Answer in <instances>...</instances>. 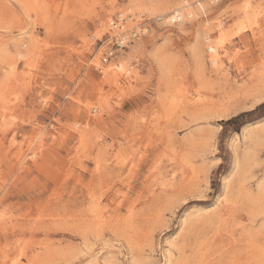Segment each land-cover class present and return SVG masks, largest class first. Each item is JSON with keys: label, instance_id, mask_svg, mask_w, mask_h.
Instances as JSON below:
<instances>
[{"label": "rangeland", "instance_id": "rangeland-1", "mask_svg": "<svg viewBox=\"0 0 264 264\" xmlns=\"http://www.w3.org/2000/svg\"><path fill=\"white\" fill-rule=\"evenodd\" d=\"M245 2L0 0V264H264V16ZM128 7L148 30L110 48Z\"/></svg>", "mask_w": 264, "mask_h": 264}, {"label": "bare ground", "instance_id": "bare-ground-1", "mask_svg": "<svg viewBox=\"0 0 264 264\" xmlns=\"http://www.w3.org/2000/svg\"><path fill=\"white\" fill-rule=\"evenodd\" d=\"M256 4L253 5L251 3V1L246 0V2L244 3L243 7L241 8V13L244 15V18L247 20H256L258 17H263L264 16V0H255ZM132 4V3H131ZM134 4V3H133ZM132 4V6H133ZM136 9V8H135ZM167 13H172L169 16H165V17H156V21H163L166 22L168 24H171V21L175 18L178 17L180 18L179 22L181 23L183 18H187L194 16V11L193 9H191V7H189V3H187L186 1L183 3V5H180L178 7L173 8L172 10L168 11ZM141 13L140 12H132V9L130 7L126 8V13L124 12H120V14L118 15L119 17L117 19H119L118 24L114 25V20L111 19L107 22L106 27L108 28V36L109 37H113V36H119L120 35H124V38H128V35H126L128 33V31H133V32H138L140 31V28H136V30L134 29L135 25L131 26L132 23L134 22V17L138 18L140 17ZM117 15V14H116ZM137 15V16H136ZM117 17V16H115ZM134 24V23H133ZM140 24V23H138ZM222 25L223 23L221 21H219L215 27L217 29V33L219 35V39L218 42H220L222 40L223 37V29H222ZM103 26V25H102ZM142 27V26H141ZM148 27V26H146ZM105 27H101L97 34H101L103 33ZM143 31H146V29H144ZM126 33V34H125ZM145 34V33H144ZM95 36V35H94ZM93 36V37H94ZM217 36V35H216ZM99 37V36H98ZM133 39V38H131ZM135 39V38H134ZM207 39V38H206ZM209 41V43H212L213 40H209V38L207 39ZM131 41V40H130ZM217 42V41H216ZM215 43V42H214ZM127 47V46H126ZM209 47H215L214 45H209ZM215 52V51H214ZM107 53V52H106ZM115 54V53H114ZM113 57V56H112ZM230 58H235V53L230 55ZM97 59V58H96ZM234 60V59H232ZM106 63V60L103 59V57L100 59V62L98 63L99 65H97V68H100L102 70V67H100V65L102 66V64ZM212 65L218 66L219 65V60H218V56L215 54H213L212 59L210 60ZM126 62H118L117 64H112V65H107V67L105 68L104 72L106 75H110L113 79V81L115 82H119V75L121 74L122 77H126L127 79V75L130 72V69L128 67H126V65H124ZM95 65V64H94ZM240 65V64H239ZM121 79V78H120ZM197 100V99H196ZM199 100V99H198ZM99 108V107H98ZM31 156V155H30ZM98 165V164H97ZM96 166V165H95ZM96 170V169H95ZM99 196V195H98ZM99 198V197H98ZM100 199V198H99ZM101 213V211H100ZM2 216V215H0ZM93 220V219H92ZM125 220V219H124ZM3 222V221H2ZM93 222V221H92ZM123 222V221H121ZM245 258V257H244ZM11 263V262H10Z\"/></svg>", "mask_w": 264, "mask_h": 264}, {"label": "built area", "instance_id": "built-area-1", "mask_svg": "<svg viewBox=\"0 0 264 264\" xmlns=\"http://www.w3.org/2000/svg\"><path fill=\"white\" fill-rule=\"evenodd\" d=\"M119 16H117L115 19H113L114 21V25L115 24H118V22H119V19H117ZM179 20H180V18H178V17H175L172 21H171V23L172 24H177V23H179ZM144 29H146V31H143ZM147 27H143V28H141L140 29V31H138L137 33L136 32H133V31H131V32H129L128 34H126V35H128V38L126 39V38H124V35L122 36V35H120L121 37H119V36H113V37H109L108 36V38H109V43L111 44V46H110V48H113V49H122V48H124L126 45H127V43H128V41H129V38H136V37H138V35H142V34H144L145 32H147ZM113 55V52L111 51V50H109L108 52H107V56L106 57H104L103 59L104 60H107L110 56H112Z\"/></svg>", "mask_w": 264, "mask_h": 264}]
</instances>
